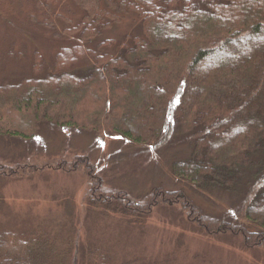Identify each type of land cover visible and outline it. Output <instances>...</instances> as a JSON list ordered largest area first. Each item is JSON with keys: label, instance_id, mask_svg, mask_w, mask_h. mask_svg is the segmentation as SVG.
<instances>
[{"label": "trees", "instance_id": "16d2710c", "mask_svg": "<svg viewBox=\"0 0 264 264\" xmlns=\"http://www.w3.org/2000/svg\"><path fill=\"white\" fill-rule=\"evenodd\" d=\"M104 1L89 4L65 33L91 44L127 19L132 32L91 50L63 47L41 78L0 84V142L33 141L50 126L114 135L151 151L173 146L178 127L184 136L176 144L190 146L191 155L173 163V178L199 194L233 195V209L209 213L187 188L156 187L134 198L109 187L87 156L41 164L0 156V177L79 172L88 178L83 203L105 214L140 219L176 207L208 236L233 235L264 250V0ZM84 59L89 66H75ZM39 63L36 54V72ZM7 226L0 227V264H67L70 251L50 226ZM83 250L69 264L115 263L96 245ZM138 263L151 264H125Z\"/></svg>", "mask_w": 264, "mask_h": 264}, {"label": "rangeland", "instance_id": "374dc122", "mask_svg": "<svg viewBox=\"0 0 264 264\" xmlns=\"http://www.w3.org/2000/svg\"><path fill=\"white\" fill-rule=\"evenodd\" d=\"M52 1L0 0V84L18 85L41 78L61 48L90 44L65 31L80 25L89 4L99 2L105 6V1ZM133 28L127 19L111 30L97 33L88 50L103 39L120 41ZM36 54L41 60L37 72ZM77 65L86 68L90 60ZM176 130L179 132L178 127ZM178 132H173V146L150 151L114 135L99 139L81 131L44 126L33 141H1L0 156L5 162L38 164L53 158L87 156L109 187L126 191L134 198L156 187L171 191L187 188L207 212H230L233 195L199 194L173 178V163L191 155L190 146L176 144L184 136ZM87 185L88 178L79 172L43 171L19 178L0 177V227L50 226L60 236L61 250L70 251L67 264L76 256L77 248L83 252L93 245L113 255L114 264L135 260L151 264H264V250L247 249L242 239L233 235L208 236L176 207L161 206L140 219L117 212L105 214L103 207L83 203Z\"/></svg>", "mask_w": 264, "mask_h": 264}]
</instances>
